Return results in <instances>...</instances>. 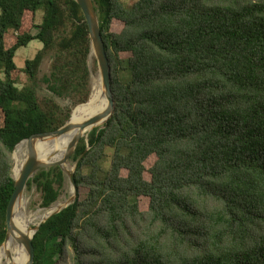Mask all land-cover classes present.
<instances>
[{"label": "trees", "instance_id": "trees-1", "mask_svg": "<svg viewBox=\"0 0 264 264\" xmlns=\"http://www.w3.org/2000/svg\"><path fill=\"white\" fill-rule=\"evenodd\" d=\"M92 1L114 110L88 150L77 145L76 200L35 232L33 264H55L68 246L73 264H264V0ZM38 12L36 34L22 31ZM34 39L42 47L18 86L15 52ZM89 52L74 0H0V243L13 148L69 119L55 97L82 103L72 112L85 104ZM41 81L50 95H38ZM64 183L55 166L27 189L46 208Z\"/></svg>", "mask_w": 264, "mask_h": 264}, {"label": "water", "instance_id": "water-1", "mask_svg": "<svg viewBox=\"0 0 264 264\" xmlns=\"http://www.w3.org/2000/svg\"><path fill=\"white\" fill-rule=\"evenodd\" d=\"M74 1L80 6L88 26L89 39H90V52L87 58V62L89 61L91 56H93L96 60V64L98 68V76L101 81L102 94L107 100V107L103 112L98 113L81 123L74 122L72 120V112H71L69 119L58 129L49 132L32 134L31 136L19 141L14 146L13 150L19 143L24 142L26 145L27 153L24 160L21 163L18 172L15 175H13L12 173L13 166H11V177L14 180V189L6 208V234L2 244L0 245V248L6 245L9 238H14L17 243L23 246L25 252V260L23 264H33L34 252H33L32 238L35 232L39 229L40 225L44 223L50 216L57 214L62 209L66 208L69 205H72L76 200L77 186L74 180V172L83 154L80 155L75 160L74 165L72 167H68L67 160L69 159L70 156L74 154L75 149L79 144L81 138H86L85 151L88 150L89 148L88 139H87L88 137L87 135L83 134L84 130H86L90 126H97L95 128H97V131H99L101 128L105 126L109 118L112 116L114 110V99H113L111 83H110V68H109L106 51L104 48V43L101 38L99 16L95 4L93 3L92 0H74ZM90 77H91V70H90ZM90 95L91 92L89 94L87 101L84 103H87L90 100L91 97ZM74 128H76L77 131L70 140L63 156L60 159L55 161H42L37 158L34 148L37 140H42L45 138H57L66 134L67 132H69L71 129ZM55 166H58L63 172L64 179L69 187L70 195L62 205L54 206V204L56 203L55 201L52 204H50L48 207H46L45 210H48L46 215L43 218H41L38 222H36L33 226H31L30 229L32 232L30 233V235H25L24 233L20 232L15 225L14 219L17 213L16 210L17 205L24 198V194L27 189V182L29 180H32L35 174L40 170H48L49 168Z\"/></svg>", "mask_w": 264, "mask_h": 264}, {"label": "bare ground", "instance_id": "bare-ground-1", "mask_svg": "<svg viewBox=\"0 0 264 264\" xmlns=\"http://www.w3.org/2000/svg\"><path fill=\"white\" fill-rule=\"evenodd\" d=\"M90 100L82 106L77 107L72 112V120L74 122H83L90 117L103 112L107 107V100L102 94L101 81L94 79L93 84L91 83V95ZM97 126H90L84 130V135H89L90 132ZM77 129H71L66 134L57 138H45L37 140L35 143V152L37 158L42 161H55L60 159L68 146L70 140L75 135ZM27 153L26 145L24 142L19 143L13 150V167L12 173L15 175L22 161L24 160ZM64 198V197H62ZM66 200V199H65ZM65 200H58L54 206L62 205ZM28 205V204H27ZM17 214L15 215V225L20 232L27 235V230L30 224L38 222L43 218L48 210H44L41 213L36 212L30 214L26 209V199L23 198L17 205ZM32 212V211H31ZM2 254L4 261L0 264H23L25 260V252L23 246L15 241L14 238H9L6 245L0 248V255Z\"/></svg>", "mask_w": 264, "mask_h": 264}, {"label": "rangeland", "instance_id": "rangeland-1", "mask_svg": "<svg viewBox=\"0 0 264 264\" xmlns=\"http://www.w3.org/2000/svg\"><path fill=\"white\" fill-rule=\"evenodd\" d=\"M122 1L128 2L129 0H122ZM32 20L34 24H38L41 20V13L38 12L34 16H32L30 13H27L25 16V22H24L22 31H30L32 34H36L35 28L31 26ZM121 28H122V23L118 20H113L110 24L109 31L113 33H119ZM41 47H42V44L38 40L34 39V40H31L26 46L20 47L16 50L15 55H14V62L19 70L16 74V81H17L16 84L18 86H22L25 83L26 74L22 71V68L24 67L25 59L32 58L37 53V51L41 49ZM121 56L126 57V54H121ZM88 65L91 70L90 84L91 83L93 84L94 79H98V68H97L96 60L93 56L90 57L88 61ZM48 75H49V60L45 59L42 61V63L39 66L38 78L42 80L44 77H47ZM37 92L39 96L50 95V92L47 89V84L42 81L39 83L37 87ZM55 99L63 108L71 107V112L74 109V107L79 105L77 104L75 106H72V101L69 98L55 97ZM82 139L83 141H86V138H81V140ZM154 160L155 158L151 157L148 164H151ZM74 162L75 161L72 155L67 160L68 167H72L74 165ZM12 165H13V152L11 155V166ZM85 194H86V190L84 188H80L78 191L79 199H83ZM69 195H70L69 187L67 185V182L65 181L64 186L59 191V196L56 202L60 199L61 200L67 199ZM24 198L26 199V209L28 213L30 214H34L36 212L41 213L42 211L45 210V208L40 206V194L36 192L34 185H32L30 189H26ZM138 205H139V209L142 212H144L147 209V201L144 198H141L139 200ZM34 224H30L29 226H33ZM2 242L0 243V245L2 244ZM0 258H1V262H3L4 258L2 254L0 255ZM55 264H73L72 248L69 246L66 247V249L64 250V253L60 257L56 258Z\"/></svg>", "mask_w": 264, "mask_h": 264}]
</instances>
